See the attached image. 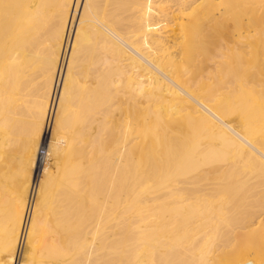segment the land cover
<instances>
[{"label": "bare ground", "instance_id": "1", "mask_svg": "<svg viewBox=\"0 0 264 264\" xmlns=\"http://www.w3.org/2000/svg\"><path fill=\"white\" fill-rule=\"evenodd\" d=\"M261 215L264 0H0V264H259Z\"/></svg>", "mask_w": 264, "mask_h": 264}, {"label": "rangeland", "instance_id": "2", "mask_svg": "<svg viewBox=\"0 0 264 264\" xmlns=\"http://www.w3.org/2000/svg\"><path fill=\"white\" fill-rule=\"evenodd\" d=\"M48 157H49V156L46 154V160H45L44 164H45V166H46L47 168H50V166H51V164H52V163H51L52 160H51L50 157H49V158H48ZM42 171H43V170H42ZM40 175H41V172H40ZM38 176H39V174H38ZM263 218H264V215H261L260 218H259L258 220H261V221H262ZM253 220H254L255 222H254ZM253 220H252V221H253L252 223H256L255 218H254ZM263 220H264V219H263ZM250 225H251V224H250ZM248 226H249V225H248ZM248 226H247V224H246V226L244 227L246 230L243 228L244 230L241 229V231L239 232V230H240V229H239V230H236V231H237L236 233H237V234H242V232H243V233H245V231L247 232V231L249 230V228H250V227H248ZM254 227L256 228V227H257V224H256V226H255V224H254ZM254 227H253V228H254ZM247 228H248V229H247ZM260 263L263 264L264 261H262V262H260ZM260 263H259V264H260Z\"/></svg>", "mask_w": 264, "mask_h": 264}, {"label": "built area", "instance_id": "3", "mask_svg": "<svg viewBox=\"0 0 264 264\" xmlns=\"http://www.w3.org/2000/svg\"><path fill=\"white\" fill-rule=\"evenodd\" d=\"M45 154H46L45 150L44 149H40L39 156L41 157L42 155H45Z\"/></svg>", "mask_w": 264, "mask_h": 264}]
</instances>
